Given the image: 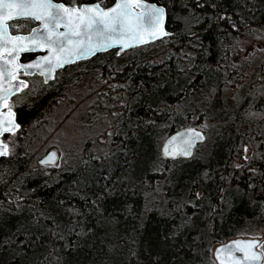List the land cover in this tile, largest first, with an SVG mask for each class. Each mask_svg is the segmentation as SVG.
<instances>
[{
	"label": "trees",
	"instance_id": "trees-1",
	"mask_svg": "<svg viewBox=\"0 0 264 264\" xmlns=\"http://www.w3.org/2000/svg\"><path fill=\"white\" fill-rule=\"evenodd\" d=\"M150 1L166 7L169 35L87 60L106 78L107 147L87 141L46 168L33 145L62 91L16 107L17 148L0 157V264H215L214 244L264 223V51L256 76L233 60L243 39L264 41V0ZM187 126L206 140L165 159L164 134Z\"/></svg>",
	"mask_w": 264,
	"mask_h": 264
},
{
	"label": "snow or ice",
	"instance_id": "snow-or-ice-1",
	"mask_svg": "<svg viewBox=\"0 0 264 264\" xmlns=\"http://www.w3.org/2000/svg\"><path fill=\"white\" fill-rule=\"evenodd\" d=\"M141 7L145 9L140 14L133 17L132 8ZM27 17L32 20L41 21L43 28L41 30L33 29L31 36H12L9 35V21L17 18ZM163 10L159 8H147V6L139 3L133 5L127 0L117 4L110 11L105 12L97 5L94 8L86 7L82 9L66 8L62 4H54L52 0H0V81L7 75L9 84L6 89L0 83V89L4 93L12 92L13 88L27 87L24 81L18 84H12V80L16 79L21 69L24 74L28 75L27 69L41 68V75H45L43 66H47L49 78L57 68L63 67L67 63L73 62L74 58H82L94 53L102 47L111 46L107 41L115 39L116 33H120L118 43H124L123 36L131 35L138 42H144L141 33L145 30V26L150 29L149 35L153 38L167 35L162 27ZM13 28L15 24L11 25ZM63 26L67 29L65 32H58L57 29ZM93 33L102 40L93 42ZM25 42L35 47H46L50 53L37 63L23 65L15 63L19 59V53L24 51H32ZM125 47L130 44L124 43ZM7 54L10 59H5ZM11 65L12 67H8ZM8 95L0 94V102L4 107H8ZM9 115L11 110L9 109ZM10 125L4 127L3 121H0V135L4 132H13L14 125L8 120ZM196 135H199L198 133ZM188 149L181 154L190 155L191 142H188ZM167 152L168 149H165ZM175 155V153H171ZM7 155V145L0 149V156ZM256 245L249 243L241 246L240 242H236L235 249L244 251V248H253ZM223 251V250H221ZM256 254L249 256L245 252L244 260H237L236 264H244L247 260H259Z\"/></svg>",
	"mask_w": 264,
	"mask_h": 264
},
{
	"label": "rangeland",
	"instance_id": "rangeland-1",
	"mask_svg": "<svg viewBox=\"0 0 264 264\" xmlns=\"http://www.w3.org/2000/svg\"><path fill=\"white\" fill-rule=\"evenodd\" d=\"M259 47L264 51V41L243 39L238 43L237 53L233 55L234 61L249 60V63H252L249 76L258 75L259 69L256 65L260 60L257 50ZM87 62L86 60L76 62L59 70L49 83L42 77L34 76L28 88L10 100V106L16 109L19 104L32 103L48 91L58 89L62 91L63 96L58 103L46 111L41 126L37 128L38 137L33 145L38 150L36 156L38 163L49 150L55 149L58 152L57 162L43 165L46 168L68 164L72 156L79 152L87 141H91L98 148L107 147L113 133L112 116L104 103L106 78L102 75L101 65L88 67L90 64ZM68 67L72 68L67 70ZM167 135L168 133L164 134L163 140ZM2 141L7 145L9 153H13L19 138L14 132L5 135ZM241 152L236 158V166L243 165L254 157L256 148L252 143L243 144ZM242 236L261 238L260 249L264 251V223L253 226L251 234ZM217 244L212 247V257ZM214 261L217 264L215 259Z\"/></svg>",
	"mask_w": 264,
	"mask_h": 264
},
{
	"label": "water",
	"instance_id": "water-1",
	"mask_svg": "<svg viewBox=\"0 0 264 264\" xmlns=\"http://www.w3.org/2000/svg\"><path fill=\"white\" fill-rule=\"evenodd\" d=\"M52 2L54 4H62L66 8H76V9H82V8H86V7L94 8L97 5H99V7L101 9H103L105 12H108L112 8L116 7L117 4L124 2V0H115L112 4L107 5V6L102 5L99 1L84 2L81 4H73V5H68L64 1L52 0ZM127 2L131 3L133 5L139 3L141 5L147 6V8L155 7V8L162 9L163 10V18H162L163 31L166 32L167 35L170 34V31L168 30L167 24H166L167 23L166 7L163 4H160V3L155 2V1H150V0H127ZM144 10L145 9H143L141 7H135L134 6L132 8L133 17L140 14ZM22 18H27V17H22ZM38 22H39V24L37 26H35L33 29L41 30L43 28L42 22L41 21H38ZM32 30L28 33H12L10 30V25H9V35H12V36H16V35L31 36ZM57 31L58 32H65V31H67V29L64 28L63 26H61L60 28L57 29ZM149 32H150V29H148V27L145 26V30L141 33V37H142V40L144 42H138V40L136 38L131 37L130 34L124 35L123 41H124V43L130 44L129 47H125L124 43H118L117 42V40H119L121 37H120V33H116V34H114L115 39L106 42L107 44H109L111 46L99 48L94 53H92L88 56L82 57V58H74L73 62L67 63L61 68H57L55 70V72L51 74V78H49V75L47 73V66L45 65V66H43V71L45 72V75H43L44 80H45V82H50L55 78V73L58 70L66 67L70 64H73L77 61L89 59V58L93 57L95 54H98L100 52H104V51H108V50H112V49H118L119 54H122V53H124V52H126L132 48L160 40L166 36V35H163V36H159L158 38H153L151 35H149ZM102 39H103V37H98V36H96L95 33H93V42H95L97 40H102ZM25 43L28 47L33 48V50H36V51H38V50L45 51L47 49L46 47H35L34 45L29 44L28 42H25ZM23 52L24 51L19 53V59L16 60L15 63L23 64V65L37 63L38 61L42 60L45 56H48L50 54L49 52H47L43 55L38 56L36 59H34L31 62L21 63L20 57H21V54ZM5 59H10V57H8L7 54H5ZM0 63H2V61H0ZM8 67H12V66L9 65ZM41 70H42L41 68L27 69L29 74H33L35 71L38 72L39 74H41ZM19 81H24L28 85V80L18 78V77H16V79H13L11 82H12V84H18ZM0 83H2L3 88L6 89L8 87V84H9V77L7 75H5L2 79V81H0ZM24 88H26V87L13 88L12 92H10V93H4L3 90L0 89V94H6L9 97L8 107H4L3 103L0 102V121H3L2 126H4V127L10 126L7 123L8 120H11L12 125L16 126V127H14L13 132H4L2 135H0V149H3V146L6 145L2 141L3 136L6 134H9V133L17 132L21 127V124L19 123V121L17 119L16 110L13 107L9 106V101L15 93H17L18 91H20ZM9 109L11 110V115H9ZM197 133L199 135H196ZM205 140H206V132L204 130H202L196 126H187V127L178 129V130L168 134L165 137V139L163 140L162 145H161V154L165 159H177L180 157L189 158L194 154L196 145L200 142L205 141ZM189 141L191 142L190 155L181 154L185 149H188V147H189L188 142ZM165 149H168V151L166 152ZM171 153H175V155H173ZM7 155H9L8 149H7ZM7 155H3V156H7ZM58 158H59L58 152L55 149H51L44 156H42L40 158L39 163L43 164V165L54 164L57 162ZM236 242H240L242 247L246 244H249V243H254L256 246L253 248H250V249L244 248V251H238L235 249ZM260 244H261V238H259V237H253V236L232 237V238H229V239L225 240L224 242H221L215 246V248L213 249V257L216 260L217 264H236L237 260H242V261L244 260L245 252H247L249 254V256H251L254 253L257 256H259L260 259L259 260H247V261H244V264H263V262H264V251L259 248ZM221 250H223V251H221Z\"/></svg>",
	"mask_w": 264,
	"mask_h": 264
},
{
	"label": "flooded vegetation",
	"instance_id": "flooded-vegetation-1",
	"mask_svg": "<svg viewBox=\"0 0 264 264\" xmlns=\"http://www.w3.org/2000/svg\"><path fill=\"white\" fill-rule=\"evenodd\" d=\"M57 1H63V0H57ZM15 24L16 27L13 28L11 25ZM39 24L38 21L36 20H32L30 18H17L11 22H9V25H10V30L12 33H28L30 32L35 26H37ZM48 50L46 49L45 51H41V50H32V51H28V52H23L21 54V57H20V62L21 63H28V62H31L33 61L34 59H36L38 56L40 55H43L45 53H47ZM95 56V55H94ZM92 58V57H91ZM90 59V58H89ZM88 59H86L87 61ZM24 69H21L20 72L18 73L17 77L18 78H22V79H26L28 80V85L26 88H28V86L30 85L31 83V80L34 76H39V77H42L44 79V77L39 74L38 72H34L33 74H28V75H25L24 74ZM25 88V89H26Z\"/></svg>",
	"mask_w": 264,
	"mask_h": 264
},
{
	"label": "bare ground",
	"instance_id": "bare-ground-1",
	"mask_svg": "<svg viewBox=\"0 0 264 264\" xmlns=\"http://www.w3.org/2000/svg\"><path fill=\"white\" fill-rule=\"evenodd\" d=\"M199 128V127H198ZM200 129H202V128H200ZM203 130V129H202ZM206 137H207V135H206ZM201 143V142H200ZM197 146V145H196Z\"/></svg>",
	"mask_w": 264,
	"mask_h": 264
}]
</instances>
